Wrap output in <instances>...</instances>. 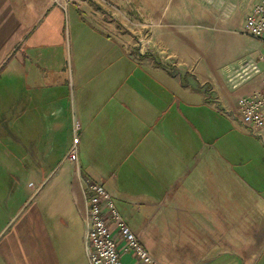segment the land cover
I'll list each match as a JSON object with an SVG mask.
<instances>
[{
	"label": "crops",
	"instance_id": "0c3cea01",
	"mask_svg": "<svg viewBox=\"0 0 264 264\" xmlns=\"http://www.w3.org/2000/svg\"><path fill=\"white\" fill-rule=\"evenodd\" d=\"M93 1L0 0V264H90L88 179L142 241L200 231L183 264H264V127L237 117L257 0Z\"/></svg>",
	"mask_w": 264,
	"mask_h": 264
},
{
	"label": "built area",
	"instance_id": "2783aa9c",
	"mask_svg": "<svg viewBox=\"0 0 264 264\" xmlns=\"http://www.w3.org/2000/svg\"><path fill=\"white\" fill-rule=\"evenodd\" d=\"M244 32L264 41V0H257L244 22ZM238 120L253 134L264 127V85L260 91L238 99ZM79 125H76V130ZM79 136L75 135L68 158L79 160ZM87 214L85 247L90 264H124L118 243L132 250L144 264H167L153 256L131 229L106 187L86 180ZM120 238H117V235Z\"/></svg>",
	"mask_w": 264,
	"mask_h": 264
},
{
	"label": "rangeland",
	"instance_id": "374dc122",
	"mask_svg": "<svg viewBox=\"0 0 264 264\" xmlns=\"http://www.w3.org/2000/svg\"><path fill=\"white\" fill-rule=\"evenodd\" d=\"M129 2V13H134V0H128ZM94 8H100L97 3L93 0H89ZM109 9L107 8V15L109 14ZM226 139V138H225ZM174 216V215H173ZM180 215H176V218ZM141 217L136 215L134 219L131 220L130 226L131 229L135 230L138 228L136 224ZM143 220V218H142ZM141 220V222H142ZM192 223V220L190 221ZM164 225V224H163ZM179 223H176L172 230H169L166 224L167 229L162 228L160 235H152V231H148V234L144 236L143 241L141 242L146 246V248L150 251V253L156 254L161 260H166L168 264H183V260L186 258H190L189 253H186L187 250H191L192 245H190L189 241H194L198 238V231L195 230H180ZM189 227H191L189 225ZM175 229V230H174ZM135 232V231H134ZM136 233V232H135ZM137 234V233H136ZM138 235V234H137ZM118 248H121V243H118ZM154 256V255H153ZM2 264H6L3 262Z\"/></svg>",
	"mask_w": 264,
	"mask_h": 264
}]
</instances>
